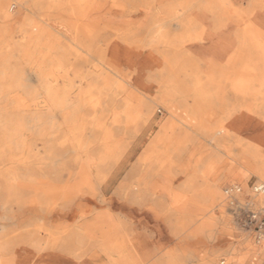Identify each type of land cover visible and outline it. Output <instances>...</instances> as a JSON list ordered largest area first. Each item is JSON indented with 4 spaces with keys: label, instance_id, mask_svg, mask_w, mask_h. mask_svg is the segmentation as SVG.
Returning <instances> with one entry per match:
<instances>
[{
    "label": "rangeland",
    "instance_id": "rangeland-1",
    "mask_svg": "<svg viewBox=\"0 0 264 264\" xmlns=\"http://www.w3.org/2000/svg\"><path fill=\"white\" fill-rule=\"evenodd\" d=\"M5 1L13 16L0 18V264H105V241L118 233L141 264H229L228 260L233 264L234 259L239 264H264V201L253 202L247 194L237 199L239 192L231 197L225 194L234 186L243 193L242 184L232 181L236 171L242 172L253 197L261 194L253 188L264 181L237 161L245 147L263 143L261 81L248 82L240 97L231 89V80L241 63L234 69L229 62L214 70V85L206 87L207 114L197 118L210 129L207 133L171 117L158 102V86L138 87L132 78L128 81L134 92L129 123L122 116L118 125L110 126L111 109L120 110L122 96L114 86L96 93L102 89L96 61L85 52L79 54L70 35L51 28V19L58 18L53 5L60 0H40V6L26 10L19 7L18 0ZM248 1L243 0L242 5ZM69 16L61 15L70 20ZM124 19L134 24L139 17ZM35 24L42 31L29 38ZM174 25L175 21L173 29ZM156 29L153 27L152 34H126L119 52L138 67L144 66L148 55L158 58L165 52L171 57L162 38L186 33L181 29L157 34ZM234 31L226 35L233 38L238 35ZM92 37L94 49L108 60L111 44L119 42L116 34ZM51 38L56 40L53 49ZM58 59L61 68L56 69ZM194 60L199 82L205 81L210 66L217 67L209 59ZM146 69L153 75L158 66ZM182 72L179 75L184 80ZM226 73L229 79L222 80ZM216 83H221L220 88ZM89 88L96 89L92 96L97 104L86 95ZM51 90L56 94L51 95ZM251 91L257 94L253 96ZM175 100L181 109L194 107L191 96L179 94ZM239 113H245L247 119H240ZM169 119L177 125L172 143L184 133L190 135L178 165L169 168L142 162L158 125ZM102 121H106L108 134L97 128ZM219 124L229 125V133L218 134ZM232 129L238 132L233 134ZM191 152L193 156L188 158ZM208 162L214 169L210 177L203 175ZM157 169L172 170L171 177L157 175ZM190 177H195L194 188L183 193L184 203L198 194L194 207L204 211L194 212L196 223L181 228L174 192L183 191ZM207 185L219 191L221 199L212 202L202 196L203 191L208 194L203 188ZM167 193L170 195L165 196ZM204 220L210 222L208 229L192 235Z\"/></svg>",
    "mask_w": 264,
    "mask_h": 264
},
{
    "label": "bare ground",
    "instance_id": "bare-ground-1",
    "mask_svg": "<svg viewBox=\"0 0 264 264\" xmlns=\"http://www.w3.org/2000/svg\"><path fill=\"white\" fill-rule=\"evenodd\" d=\"M61 1L57 5H53L58 18L51 19V28L53 27L59 32L64 31L70 35L71 39H75L74 43L80 50L79 54L85 52V56H90L96 61L95 68L102 83V89L96 91L92 88L96 93L108 91L111 86H114L122 96L120 112L116 111L115 108L111 109L110 126L118 125L122 116L126 118L125 124L129 123L128 118L132 111L130 103L134 92L132 87H129L128 81L132 78L136 80L138 87L145 86V84L158 86V102L171 114V117L188 124L190 127L205 129L207 133L211 132L210 129L197 118L200 114H203V117L207 114L204 105L208 96L206 87L207 85H214L215 76L212 73L214 70H220L229 62L232 66L234 65V69L238 62L241 63L238 68L234 69L233 80H231V89L236 96L241 97L246 92L245 86L248 82L260 80L261 84L264 85V24L259 25L261 21H264V0H249L246 6L242 5L243 0H63L64 3ZM17 3L19 7L25 10L41 5L40 0H18ZM62 6L64 7L62 8ZM10 9L11 5L8 1L0 0V18L2 20L11 19L13 14ZM62 13L70 15V20L61 17ZM127 16H138L139 19L134 21V24H128L130 22L124 19ZM174 21L175 28L173 29L172 23ZM157 24L160 25L157 26ZM243 24L245 27L239 29V26ZM153 27L158 28L155 30L157 34H169L170 30L181 29L186 34L174 38H162L163 44L171 52V57H168L165 52H160L158 58L148 55L143 59L144 66L138 67L125 56L124 52L120 53L119 49L121 44L125 43L126 34H152ZM31 30L29 38L32 36L31 34L42 31V28L35 24ZM232 30H235L234 32L238 35L229 38L226 34ZM93 34H116L119 42L115 40L116 43L111 44L113 51L108 60L102 57L101 52L94 49ZM55 43L56 40L51 38V49ZM200 45L204 46L201 47L200 52L196 51V47H200ZM228 56L230 57L226 59ZM80 57L83 58V56ZM194 58H199L205 62H208L207 59H209L217 65V67L212 68L210 66L207 69L203 82L198 80L200 71L194 66L196 62ZM154 64L158 66L156 73L152 75L146 72V67ZM54 67L56 69L61 68V59H58ZM183 70L184 72H182ZM256 71H259L260 74H257ZM181 72L184 80L180 78L179 73ZM225 79H229L227 73L223 74L222 80ZM108 81L111 82L107 83ZM185 81L189 84H185ZM216 85H219L220 88L221 83H216ZM92 89L89 88L85 93L90 96V101H95L97 104L98 99L93 98ZM251 93L253 96L257 94L256 91H251ZM53 94L56 92L51 90V95ZM179 94L193 98L194 107L191 110L181 109L175 103V98ZM262 120L264 121V118ZM228 126L219 124L216 132L228 134L230 131ZM106 127V121L97 124V128L108 134L109 131ZM176 127L177 125L172 119L159 124L158 131L150 140L141 161L150 162L152 165L155 163L160 167L174 168L177 166V160L184 152V144L190 139V135L184 133L175 144L172 143ZM231 131L233 134L238 132L236 129ZM261 134L264 135V131ZM106 138L109 139V136ZM262 138L263 143L260 146L245 147L241 151L242 154L237 157V161L241 166L246 167L248 172L256 174L260 180L264 181V154H261L264 151V136ZM192 154L193 152L189 153L187 157L191 158ZM211 168H213L212 163L208 162L203 175L210 177L211 170H214ZM155 173L163 177H171L172 170L157 169ZM232 175L235 176L232 181L236 180L242 184L243 193L239 191V194L235 196L237 199H241L242 194H247L253 202L262 203L264 201V192L257 195L256 198L250 194L244 182L245 178H241L242 172L236 171ZM194 179L195 177H190L185 182L183 191L174 192L173 200L179 203L176 209L178 211V227L181 228L196 223L197 219L196 215L193 214L194 212L204 211L203 207L201 209L198 206L194 207L193 201L198 198V194L192 195V199L190 198L187 204L184 203L185 196L183 193L193 191ZM162 188L166 189L165 187ZM203 188L208 190V194L203 191L202 196L211 198L212 202L215 199H221V193L216 191L212 185ZM167 194L165 196L170 195ZM209 223L207 220L202 221L201 224L194 227L191 234L203 233L205 229H208ZM114 235L105 241L103 247V255L106 258L105 264H141L133 259L131 251L126 247L124 236L119 233ZM228 261L231 264L232 260ZM169 262L173 263L171 255ZM220 264H225V262H220ZM233 264L239 263L234 259Z\"/></svg>",
    "mask_w": 264,
    "mask_h": 264
},
{
    "label": "built area",
    "instance_id": "built-area-1",
    "mask_svg": "<svg viewBox=\"0 0 264 264\" xmlns=\"http://www.w3.org/2000/svg\"><path fill=\"white\" fill-rule=\"evenodd\" d=\"M253 189H254L255 193H263L264 192V184H261V183L256 184ZM239 191H240V189L238 187L234 186V187L227 188L225 190V194L228 197H231L233 194H236Z\"/></svg>",
    "mask_w": 264,
    "mask_h": 264
},
{
    "label": "crops",
    "instance_id": "crops-1",
    "mask_svg": "<svg viewBox=\"0 0 264 264\" xmlns=\"http://www.w3.org/2000/svg\"><path fill=\"white\" fill-rule=\"evenodd\" d=\"M234 36V34H231V37ZM209 45V44H208ZM235 45V44H234ZM201 50V46L199 47H196V51H199L200 52ZM238 117L240 119H243L244 121L247 119V115L245 113H239Z\"/></svg>",
    "mask_w": 264,
    "mask_h": 264
}]
</instances>
